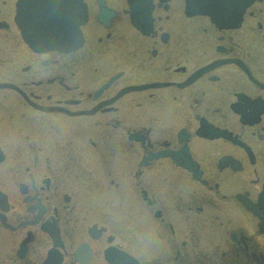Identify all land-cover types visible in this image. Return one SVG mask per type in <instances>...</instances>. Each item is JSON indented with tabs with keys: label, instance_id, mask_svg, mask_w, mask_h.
Wrapping results in <instances>:
<instances>
[{
	"label": "flooded vegetation",
	"instance_id": "obj_1",
	"mask_svg": "<svg viewBox=\"0 0 264 264\" xmlns=\"http://www.w3.org/2000/svg\"><path fill=\"white\" fill-rule=\"evenodd\" d=\"M19 1L0 264H264V0H84L67 49L32 47Z\"/></svg>",
	"mask_w": 264,
	"mask_h": 264
},
{
	"label": "water",
	"instance_id": "obj_2",
	"mask_svg": "<svg viewBox=\"0 0 264 264\" xmlns=\"http://www.w3.org/2000/svg\"><path fill=\"white\" fill-rule=\"evenodd\" d=\"M19 6L22 29L35 43L41 39L40 44H54L63 34L64 39L72 37L73 41L65 45L80 44V25L86 20L83 0H23Z\"/></svg>",
	"mask_w": 264,
	"mask_h": 264
}]
</instances>
